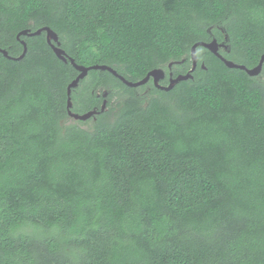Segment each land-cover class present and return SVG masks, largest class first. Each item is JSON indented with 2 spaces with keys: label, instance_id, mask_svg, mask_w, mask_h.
Masks as SVG:
<instances>
[{
  "label": "trees",
  "instance_id": "1",
  "mask_svg": "<svg viewBox=\"0 0 264 264\" xmlns=\"http://www.w3.org/2000/svg\"><path fill=\"white\" fill-rule=\"evenodd\" d=\"M264 0H0V264H264ZM21 40L27 45L23 52ZM10 56V58H9ZM172 63L168 68V64ZM103 92H107L103 97Z\"/></svg>",
  "mask_w": 264,
  "mask_h": 264
},
{
  "label": "water",
  "instance_id": "2",
  "mask_svg": "<svg viewBox=\"0 0 264 264\" xmlns=\"http://www.w3.org/2000/svg\"><path fill=\"white\" fill-rule=\"evenodd\" d=\"M43 31L46 33V40H47L48 44L50 45V47L52 48L53 52L56 54V56L64 62L69 61L75 67V69L79 72L78 75L76 76V78L73 79L67 86V96H68V98H67V112H68V115L75 120L85 121V120L89 119L90 117H92L93 115H95L96 113L102 112L106 107V99H104L103 103L101 105L100 111L94 109V110L88 111V112L83 113V114H78V113H74L71 111V107H72V102H71V98H70L71 90L74 89L75 87H77L79 84V81L81 79L85 78L86 75L88 74V72L92 69L107 70L110 73H112L114 76L118 77L127 86H130V87H138V86L144 85L150 79H152L154 85L156 87H158L159 89L169 90L179 81L186 80L188 78H192L191 73L196 68V65H197L196 48L198 46H203V47L207 48L210 52H212L213 54L218 56L225 63V65L227 67L239 68V69L245 70L246 73L250 76L259 75L262 71L263 64H264V54L261 55L258 64L252 68H247L245 65L237 64V63L233 62L232 60H228L225 57H223L219 52L220 47H224L227 49V45H225L224 43H218L216 41V39H213L210 42H202V41L196 42L191 47L192 68L189 70V72L187 74L178 75L174 78L170 77L169 83L166 86L160 85L158 83V81L160 79H162L165 75L164 70L161 68L153 69V70L149 71L143 79L136 81V82H131V81L126 80L122 75L118 74L115 69H113L112 67L107 66V65H103V64L102 65L97 64V65H91V66L78 65L77 63H75L74 59L67 57L64 50L60 47V42L58 40V36H57L56 32H54L51 28H49L47 26L42 27V28H40L34 32H31L29 29L22 30V31L18 32L17 39H20V36H22V35L33 36V35H38ZM20 42L23 45V52L20 56L16 57V59L22 58L27 51L26 42L24 40H21ZM0 52H2L6 57H8V53L6 50L0 49ZM9 58H10V56H9ZM171 65H172V63H169L168 68H170ZM102 95L105 98L107 95V92H103Z\"/></svg>",
  "mask_w": 264,
  "mask_h": 264
},
{
  "label": "flooded vegetation",
  "instance_id": "3",
  "mask_svg": "<svg viewBox=\"0 0 264 264\" xmlns=\"http://www.w3.org/2000/svg\"><path fill=\"white\" fill-rule=\"evenodd\" d=\"M219 49H223V50H227L226 48H224V47H220ZM197 66V65H196ZM170 77H172V73H169L168 74V83H169V80H170ZM166 78V74L164 75V77L162 78V79H160L159 81H158V83L160 84V85H163V84H161L160 82L162 81V80H164ZM149 81H151L152 83H153V80L152 79H150ZM148 81V82H149ZM167 83V84H168ZM154 84V83H153Z\"/></svg>",
  "mask_w": 264,
  "mask_h": 264
},
{
  "label": "rangeland",
  "instance_id": "4",
  "mask_svg": "<svg viewBox=\"0 0 264 264\" xmlns=\"http://www.w3.org/2000/svg\"><path fill=\"white\" fill-rule=\"evenodd\" d=\"M90 118H92V120H94L95 117H90ZM88 120H89V119H88Z\"/></svg>",
  "mask_w": 264,
  "mask_h": 264
}]
</instances>
